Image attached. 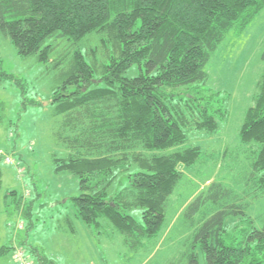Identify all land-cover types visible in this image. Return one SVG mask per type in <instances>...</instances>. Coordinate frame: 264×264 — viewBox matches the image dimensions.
Returning <instances> with one entry per match:
<instances>
[{
    "label": "trees",
    "instance_id": "1",
    "mask_svg": "<svg viewBox=\"0 0 264 264\" xmlns=\"http://www.w3.org/2000/svg\"><path fill=\"white\" fill-rule=\"evenodd\" d=\"M263 9L264 0H0V34L61 74L58 139L70 151L56 170L78 176L73 199L85 224L107 221L134 247L159 236L182 167L201 156L198 146L167 151L189 131L219 129L226 113L219 93L204 87L207 65L227 34ZM1 64L0 55V84L12 78ZM135 65L140 73L127 76ZM240 140L252 157L249 194L264 193V73ZM124 174L127 182L113 189ZM246 207L223 182L200 192L186 209L200 224L186 264H264V224L249 217L241 234L228 226ZM36 264L56 263L39 255Z\"/></svg>",
    "mask_w": 264,
    "mask_h": 264
},
{
    "label": "rangeland",
    "instance_id": "2",
    "mask_svg": "<svg viewBox=\"0 0 264 264\" xmlns=\"http://www.w3.org/2000/svg\"><path fill=\"white\" fill-rule=\"evenodd\" d=\"M263 52L264 9L242 32H229L213 52L204 87L219 93L226 116L215 133L189 131L186 142L167 151L198 146L201 156L182 167L183 177L168 202L159 236L134 247L107 221L85 224L73 199L81 192L78 176L56 170L55 160L70 151L58 139L63 117L54 101L55 91H63L59 70L51 62L20 55L11 39L0 34L1 70L12 75L0 84V249L7 248L0 253V264H16L14 246L36 263L43 255L56 264H186L200 226L190 221L186 209L213 181L225 183L247 204L246 215L228 220L235 233L248 228L249 217L261 227L264 193L249 194L252 157L240 140V131L264 73ZM139 73L135 65L127 76ZM5 155L16 160L23 172L7 163ZM125 180L127 176L121 175L112 188ZM10 191L16 195L8 196ZM213 208L209 206L205 213ZM23 209L28 213H22ZM20 224L23 229H17Z\"/></svg>",
    "mask_w": 264,
    "mask_h": 264
},
{
    "label": "built area",
    "instance_id": "3",
    "mask_svg": "<svg viewBox=\"0 0 264 264\" xmlns=\"http://www.w3.org/2000/svg\"><path fill=\"white\" fill-rule=\"evenodd\" d=\"M4 159L10 165L17 166L19 173L23 172V169L18 166V163H16V160H14L11 156L5 155ZM23 228H24V226H22L21 224L17 226V229H23ZM14 258H15V263L16 264H36L35 261L32 260L30 258V256L25 252V250H23L20 246H15Z\"/></svg>",
    "mask_w": 264,
    "mask_h": 264
},
{
    "label": "crops",
    "instance_id": "4",
    "mask_svg": "<svg viewBox=\"0 0 264 264\" xmlns=\"http://www.w3.org/2000/svg\"><path fill=\"white\" fill-rule=\"evenodd\" d=\"M15 244V243H14ZM16 245V244H15Z\"/></svg>",
    "mask_w": 264,
    "mask_h": 264
}]
</instances>
